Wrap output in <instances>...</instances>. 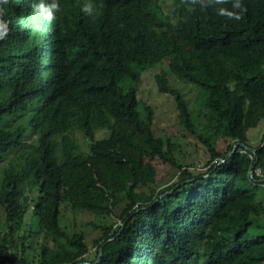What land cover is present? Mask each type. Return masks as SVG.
Instances as JSON below:
<instances>
[{"label": "trees", "instance_id": "trees-1", "mask_svg": "<svg viewBox=\"0 0 264 264\" xmlns=\"http://www.w3.org/2000/svg\"><path fill=\"white\" fill-rule=\"evenodd\" d=\"M0 9V264H264V133L257 144L248 135L264 124V0ZM157 65L152 95L170 98L175 121L205 146L204 170L139 95ZM180 81L203 100L208 136ZM164 164L177 174L161 186ZM83 213L112 220L87 223L101 231L91 254L75 223Z\"/></svg>", "mask_w": 264, "mask_h": 264}, {"label": "rangeland", "instance_id": "rangeland-1", "mask_svg": "<svg viewBox=\"0 0 264 264\" xmlns=\"http://www.w3.org/2000/svg\"><path fill=\"white\" fill-rule=\"evenodd\" d=\"M161 67V65H157L155 67H152L146 71H143L141 74V78L143 76L144 84L142 87L139 88V95L145 100H147L150 104H152L155 107L156 114L164 119V117L168 118V124L165 125L167 128V131L170 134H173L172 141L179 143L183 146H187L186 150L190 153L191 157H194V162L196 164V168L198 170H204L205 168H202L203 165L207 162L209 159V155L207 154V150L205 146L196 138L195 136H191L187 130L183 128L180 124H178L174 116L172 114L171 109V99L166 98V95H159L157 93L152 95V90H154L155 86L152 84V75L154 73L158 72ZM147 72V73H145ZM150 72V73H148ZM145 73V74H143ZM142 79V80H143ZM153 85V87H151ZM179 86L182 87L183 91L185 92V98L188 101V109L191 113V118L193 120V124H195L196 129L198 132L203 133L204 135L208 136L211 134V132L208 131V127L205 126L208 123V119H206V115L208 114L207 110L204 108L203 100L201 97L197 95V89L191 84L185 83L183 81H180ZM149 91V92H148ZM147 96V97H146ZM139 110H142V106L140 105ZM100 133V132H99ZM264 133V124L259 125L257 128L249 130L248 135L251 139V142L254 144H257L260 142V139ZM158 134H161V131L158 132ZM213 136L211 139H213V143H215V146L218 149L224 148L225 144H222V140L219 137V135H215V133L212 131ZM188 136H190L188 138ZM189 145V147H188ZM236 148V147H235ZM158 171H161L162 177L158 180L161 186H164L165 183L170 184L174 181L176 178L177 171L175 169H171L168 167V165L164 164L159 166L158 165ZM259 173V171H258ZM257 204L264 209V192L259 194V197L257 198ZM71 215H66L68 218H63L64 222L63 225H66L67 227H70L68 224L72 222V219L70 218ZM82 220V230L84 231L86 235V243L89 247L90 254L95 251V248L91 246L92 240L95 239L100 235V230H97L91 225H87L90 221H95L98 225H108L111 219H105L102 221V219H96L95 217L91 216L90 214H82L79 217L76 218V224L79 225ZM264 227V220H260L256 223V226ZM258 226L255 227L258 229ZM256 231H259L257 230Z\"/></svg>", "mask_w": 264, "mask_h": 264}, {"label": "clouds", "instance_id": "clouds-1", "mask_svg": "<svg viewBox=\"0 0 264 264\" xmlns=\"http://www.w3.org/2000/svg\"><path fill=\"white\" fill-rule=\"evenodd\" d=\"M5 2H7V0H5ZM38 9L40 11H47V9H45L43 7L42 4H40L39 6H37ZM234 7L236 8H241V4H237V5H234ZM90 12V10H89ZM4 15V12L2 9H0V40H3L9 33V26H8V22H6L2 17ZM228 15L231 17V16H235V19H240V15H235L234 13H228ZM48 18L51 19V13L48 12Z\"/></svg>", "mask_w": 264, "mask_h": 264}, {"label": "water", "instance_id": "water-1", "mask_svg": "<svg viewBox=\"0 0 264 264\" xmlns=\"http://www.w3.org/2000/svg\"><path fill=\"white\" fill-rule=\"evenodd\" d=\"M236 146H237V143L233 145V150L235 149ZM246 149L249 150V151H251V152H254L255 151L254 149H251L250 147H247V146H246ZM84 264H87V263H84Z\"/></svg>", "mask_w": 264, "mask_h": 264}]
</instances>
